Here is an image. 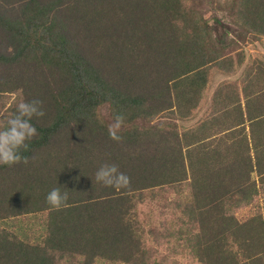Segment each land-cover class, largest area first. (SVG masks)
I'll return each mask as SVG.
<instances>
[{
  "label": "trees",
  "instance_id": "16d2710c",
  "mask_svg": "<svg viewBox=\"0 0 264 264\" xmlns=\"http://www.w3.org/2000/svg\"><path fill=\"white\" fill-rule=\"evenodd\" d=\"M186 1L0 0V91L22 89L31 101L25 87L47 88L39 97L45 115L31 120L37 135L21 151L27 163L0 165V264H166V255L151 249L159 227L182 246L201 239L191 248L199 257L202 246L207 264H264L261 220L255 237L239 243L225 212L236 194L245 201L255 194L250 173H264V131H257L264 128L263 89L236 101L235 121L220 140L198 137L208 120L180 136L162 124L144 125L182 106V94L194 107L208 86L205 68L217 57L204 52V21L192 14L199 3ZM256 1L250 8L264 14V0ZM245 8L239 2L237 9ZM248 25L264 34V15ZM205 27L215 51L222 40ZM255 94L262 99L250 114ZM103 106L123 117L118 141L97 117ZM102 164L117 165L128 184L98 183ZM186 179L187 197L173 203L182 209L175 230L157 228L151 215L139 219L147 193L180 191ZM53 188L68 193L59 210L46 202ZM234 244L245 252L235 254Z\"/></svg>",
  "mask_w": 264,
  "mask_h": 264
},
{
  "label": "rangeland",
  "instance_id": "374dc122",
  "mask_svg": "<svg viewBox=\"0 0 264 264\" xmlns=\"http://www.w3.org/2000/svg\"><path fill=\"white\" fill-rule=\"evenodd\" d=\"M239 2L248 8L238 10L237 6ZM256 2V0L186 1V5L199 3V6L193 9L192 14L199 15L204 21L202 27L199 29L200 40L203 42L204 52L206 51L207 54L206 57H217L216 60L210 62L205 68L206 74L209 76V80L207 78L205 79L206 82L208 81V83L205 82L208 86L205 91L203 88L200 92V95H203L202 102L196 103L194 107L191 108L185 100V98L188 99L189 97L182 94V106L158 113L144 125H153L155 127L162 124L180 136L183 132L191 130L194 132L198 131L200 129L198 125L202 121L208 120V128L200 131L198 137H208L207 140H220L219 137L226 134L227 128L235 121L233 107L236 101L238 100L242 105L244 101L243 94L249 95L251 89L255 90L258 95L261 94V92L257 93L258 90L263 89L264 93V34L260 31L262 30L261 28L253 29L248 25L253 22L254 18H261L264 15L262 11H254L250 8ZM205 26H208L210 31L212 30L209 33L211 38L217 39V42L222 40L221 43H215V51H211L213 47ZM1 70L2 68H0V72ZM31 70L34 71L33 68ZM22 71L23 67L15 69V73H22ZM216 88L217 90L220 89L218 95L217 90L214 92ZM12 89L11 87L0 91V127H3L6 120L15 112L16 103L21 98L26 99V95L22 89ZM24 90L30 91V97H33V100H39L41 92L45 91L38 84L35 87H25ZM183 90L185 91L184 87L182 88ZM213 92L215 93L214 102L212 101L214 96ZM256 94L250 96V98L254 99L250 106V114L255 113L257 100L262 99ZM237 95L239 96L237 97ZM194 96L195 94L191 98ZM96 114L108 128L113 125L116 119L115 116H112L108 106H103ZM122 128L123 125H121L119 130ZM257 131L258 134H261L264 128L261 130L258 129ZM230 134H232L231 130ZM218 148V153L221 156L225 155V145H220ZM250 180L253 182L255 194H252L247 201L242 200L241 196L236 194L226 205V214H230L235 221L233 222L234 235L237 236L239 243L244 237H255V224L257 221L261 220L260 222L263 223L264 228V173L256 176L255 172H251ZM187 181L188 179L182 182L183 184L178 188L180 191L167 188L164 192L154 189L152 194L147 193L144 202L141 205H137L136 208L139 219L144 220L147 215H151L152 220L157 222V228L161 224L168 231L175 230L179 223L182 209L177 208L173 203L175 201H183L187 197ZM7 184L8 180L5 182V186ZM256 217L259 219L256 220ZM184 220L185 217H182V221ZM244 222L247 225H242ZM19 223L20 227L24 224L22 222ZM184 227L190 228V225L183 223L182 228ZM160 229L159 227L158 237L156 238L159 245L151 249L153 252L158 251L162 255L165 254L166 261L164 262L166 264H207L206 260L208 259H206V251L203 247L201 246L199 257L197 250L193 247L191 248L195 243L200 244L201 239L190 237L191 240L186 243L183 241L184 246H182L179 245L180 240H177L176 235L175 237L162 236L163 231ZM22 235L24 237L25 230ZM244 239L248 241L247 238ZM169 245H171L172 249H169ZM231 249L238 255L245 252V247L239 244H234ZM92 264L119 263H109L105 260L97 259Z\"/></svg>",
  "mask_w": 264,
  "mask_h": 264
},
{
  "label": "clouds",
  "instance_id": "9594fccd",
  "mask_svg": "<svg viewBox=\"0 0 264 264\" xmlns=\"http://www.w3.org/2000/svg\"><path fill=\"white\" fill-rule=\"evenodd\" d=\"M43 102L40 100L25 101L23 98L16 103L15 112L0 127V165L12 166L17 163H27V157L21 155L26 150L30 141L37 135L36 128L31 123L32 118L45 115ZM123 123V117H116L113 125L109 127V137L120 140L117 134ZM129 177L119 171L115 164H102L95 173V180L105 187L120 188L129 182ZM68 200V193H61L59 188L51 189L46 202L55 210H59Z\"/></svg>",
  "mask_w": 264,
  "mask_h": 264
}]
</instances>
